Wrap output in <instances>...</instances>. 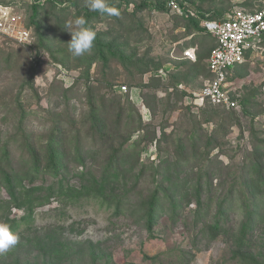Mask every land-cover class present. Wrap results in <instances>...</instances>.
<instances>
[{"label":"rangeland","instance_id":"374dc122","mask_svg":"<svg viewBox=\"0 0 264 264\" xmlns=\"http://www.w3.org/2000/svg\"><path fill=\"white\" fill-rule=\"evenodd\" d=\"M54 1L0 0L23 13L34 34L28 44L0 37V161L8 155L3 165L18 169L21 163L26 169L25 137L44 147L59 128L64 174L76 183L77 172L101 174L121 144L132 145L127 160H121L127 176L119 179L120 192L139 176L132 196L136 204L166 177L171 190L186 182L195 198L200 182L205 215L197 216L195 202L182 200L176 210L166 202L150 237L135 204L116 215L113 207L89 198L66 203L51 198L36 209L31 223L13 229L19 241L0 253V264H264V224L238 243L239 197L264 190V42L228 77L236 107L192 103L210 78L207 59L216 45L203 21L218 20L234 8L259 10L264 0H177L194 13L183 16L168 6L137 9L142 0H109L121 6L120 15L98 12L89 22L97 38L112 44L107 61L95 56L94 48L81 57L69 53L71 34L63 26L89 10L84 0ZM156 1L167 5L169 0ZM186 48L195 49L196 60L184 57ZM94 106L98 117L108 114L110 140L92 126ZM120 107L122 129L115 133ZM235 187L226 231L214 238L203 225ZM8 198L2 188L0 199ZM23 214L11 210V217Z\"/></svg>","mask_w":264,"mask_h":264},{"label":"trees","instance_id":"16d2710c","mask_svg":"<svg viewBox=\"0 0 264 264\" xmlns=\"http://www.w3.org/2000/svg\"><path fill=\"white\" fill-rule=\"evenodd\" d=\"M54 4L60 3L58 0L53 2ZM74 4V1H70V5ZM167 4V3H166ZM119 12L121 11L120 5H114ZM164 3H159L156 0H142L141 3L136 5L137 9L151 8L157 10H165ZM33 20L36 19L38 11V5H34ZM216 16L222 15V13L216 11ZM98 15V12L87 11L85 17L90 22L94 16ZM202 15V13H201ZM203 16V15H202ZM223 19V17L218 20ZM94 55L107 61L105 52L112 54V44L101 40L95 39L94 42ZM95 56L92 61L95 60ZM121 59H124L123 55H118ZM108 114H101L98 117V111L95 106L92 108V126L101 138L106 139L110 128L108 125ZM123 108L120 107L117 113V120L114 126L115 133H118L122 129L123 122ZM132 116L130 115L129 118ZM113 128V127H112ZM61 130L58 128L54 132V137L47 141L44 147L37 145V143L31 144V137H25L26 146L29 150V161L26 169L25 165L19 164L20 167H8L3 165V160L8 159L9 156L5 155L0 161V190L5 188L8 199H0V219H5L12 229L17 228L21 223L29 224L33 221L34 213L36 209L51 202V198H57L63 203L70 201H77L81 198H89L100 202L107 207H113L116 215H120L130 206H133V190L136 188L139 182V176L135 178V183L132 184L130 189H126L125 192H120L118 183L122 176L126 177L120 167L122 159L127 160V154L130 152L132 145L127 146L121 144L115 153H113L106 161L105 169L101 174H95L91 170L77 172L76 176L79 177V182L72 183L67 179L65 173V163L62 157L61 148L63 146L62 139L59 134ZM109 140L111 139L110 137ZM28 141V142H27ZM5 153H9L6 147H3ZM125 151V152H124ZM130 156V155H129ZM78 160L81 165L85 163V157L81 153L78 154ZM84 170V169H83ZM70 171H67L69 174ZM27 179V184L25 180ZM166 177L161 179V184L153 189L148 194L143 195L138 202L136 201L135 207L140 214V221L146 227L149 236L152 237L155 231V227L158 224V219L163 210H166L164 203H168L170 208L176 210L180 201H186V205L195 202L197 209V216L205 215V212L201 210L202 200L200 195L202 193V183L198 184L196 188V196L189 191V185L186 182L177 183L174 186V190H171V186H166ZM128 183V182H127ZM172 191V192H171ZM174 191V192H173ZM237 194L236 187L230 189V191L219 201L218 207L211 220H206L203 225V230H208L214 238L223 234L225 229L224 219L227 216V211L232 206ZM179 200L177 201L176 196ZM241 208L243 210V218L240 225V231L238 234V243L246 242L248 236L255 231L258 224H264V190H254L248 197L244 193H241ZM17 208L24 211V214L20 217H11V210ZM5 211L6 213H2ZM207 215V214H206Z\"/></svg>","mask_w":264,"mask_h":264},{"label":"built area","instance_id":"2783aa9c","mask_svg":"<svg viewBox=\"0 0 264 264\" xmlns=\"http://www.w3.org/2000/svg\"><path fill=\"white\" fill-rule=\"evenodd\" d=\"M167 6L181 16L194 14L188 3L169 0ZM203 26L214 35L216 45L208 57L210 78L194 93L192 103L204 106L212 102L226 108L236 107L238 102L230 95L229 71L246 60L248 51L257 50L264 42V6L255 11L234 8L221 20H204ZM0 37L20 44L31 43L34 39L27 18L15 6L0 4ZM184 57L195 60V50L186 49ZM119 88L127 90L126 86Z\"/></svg>","mask_w":264,"mask_h":264},{"label":"clouds","instance_id":"9594fccd","mask_svg":"<svg viewBox=\"0 0 264 264\" xmlns=\"http://www.w3.org/2000/svg\"><path fill=\"white\" fill-rule=\"evenodd\" d=\"M84 5L89 11L99 12L101 15H120L119 10L111 5L109 0H84ZM63 27L71 34L67 45L68 51L73 57H81L92 51L97 32L84 15L66 21ZM18 241L19 236L11 226L6 222H0V253L9 251Z\"/></svg>","mask_w":264,"mask_h":264},{"label":"crops","instance_id":"0c3cea01","mask_svg":"<svg viewBox=\"0 0 264 264\" xmlns=\"http://www.w3.org/2000/svg\"><path fill=\"white\" fill-rule=\"evenodd\" d=\"M186 49H189V48H186ZM191 49H193V48H191ZM195 50V49H194ZM250 51H252V50H250ZM249 52V51H248ZM248 52H247V54H248ZM195 53H196V51H195ZM246 54V55H247ZM186 58V57H185ZM197 58V57H196ZM188 60H189V58H187ZM191 61H194V60H192V59H190ZM196 60V59H195ZM208 60V59H207ZM245 62V61H244ZM243 62V63H244ZM243 63H241V64H238V65H243ZM239 67L236 65L235 67H233L232 69H230V71H229V75H231L232 73H236V70L238 69ZM209 71V70H208Z\"/></svg>","mask_w":264,"mask_h":264}]
</instances>
